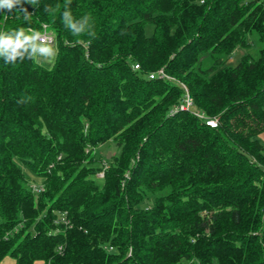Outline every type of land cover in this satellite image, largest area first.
Here are the masks:
<instances>
[{
  "label": "trees",
  "instance_id": "trees-1",
  "mask_svg": "<svg viewBox=\"0 0 264 264\" xmlns=\"http://www.w3.org/2000/svg\"><path fill=\"white\" fill-rule=\"evenodd\" d=\"M43 23L49 67L28 31ZM251 33L258 56L227 64ZM25 37L14 56L3 43ZM160 67L174 79L149 77ZM186 90L216 125L170 113ZM263 131L264 0H14L0 8V260L264 264Z\"/></svg>",
  "mask_w": 264,
  "mask_h": 264
},
{
  "label": "rangeland",
  "instance_id": "rangeland-1",
  "mask_svg": "<svg viewBox=\"0 0 264 264\" xmlns=\"http://www.w3.org/2000/svg\"><path fill=\"white\" fill-rule=\"evenodd\" d=\"M49 30H51L49 28ZM144 30L146 34H150L152 31V25L147 23L144 25ZM29 31V36H32V31L30 30V28H28ZM32 38V37H31ZM34 43L37 46L36 52H35V58L36 60L41 63L42 65L49 67L55 57L56 54V45L54 42L51 43H38L34 40ZM263 45V42H261L258 39V36L256 33H251L248 35V44L245 46H237L233 52L232 55L230 57H227L226 59V63L230 64V65H234L235 63H237L241 56L243 54H249L251 55L253 58H256L259 54V49L260 47ZM42 48H47L48 51L47 52H42L41 49ZM204 67V64L203 66ZM260 138V137H259ZM261 139V138H260ZM98 149L100 150L99 152L101 154H104V152H108V151H116V148L114 146V143L112 141H107L104 144L100 145L98 147ZM22 166V170L24 172V174L26 175V177H29V180H32V183H38L40 182V177H36L32 171H30L27 167H25L24 165Z\"/></svg>",
  "mask_w": 264,
  "mask_h": 264
},
{
  "label": "built area",
  "instance_id": "built-area-1",
  "mask_svg": "<svg viewBox=\"0 0 264 264\" xmlns=\"http://www.w3.org/2000/svg\"><path fill=\"white\" fill-rule=\"evenodd\" d=\"M30 30L32 31V36H31L32 39L38 43H51L54 40V34L51 30H49L46 23L42 24L41 29L35 30V29L30 28ZM134 67H138V64H134ZM148 75L151 78L157 77V78H165V79H174V77L167 74L162 67L156 69L155 71L149 72ZM181 85L185 88L183 84ZM191 105H192V99L186 90L183 101L173 106L170 113H174L178 110H189L197 117L204 119V122L206 124L210 126L216 125L217 120L215 117H207L202 111L192 109ZM98 174L101 175L102 172ZM31 187L34 191H40L43 189V185L41 183H31ZM56 221H61V222H64L65 224H68V220L64 214H62L59 220H56ZM109 248H111V246H109Z\"/></svg>",
  "mask_w": 264,
  "mask_h": 264
},
{
  "label": "clouds",
  "instance_id": "clouds-1",
  "mask_svg": "<svg viewBox=\"0 0 264 264\" xmlns=\"http://www.w3.org/2000/svg\"><path fill=\"white\" fill-rule=\"evenodd\" d=\"M13 3H14V0H0V8L7 7L8 9H11L13 6ZM73 28H75V32L73 34H80V33L84 32L83 27L76 28V26L73 25ZM28 39H29L28 37H25L24 40H20V39H17L16 41L7 40V41H4L3 43L7 48L11 49V53L14 56V55L18 54L17 49L23 47ZM41 51L47 52L48 49L42 48Z\"/></svg>",
  "mask_w": 264,
  "mask_h": 264
},
{
  "label": "crops",
  "instance_id": "crops-1",
  "mask_svg": "<svg viewBox=\"0 0 264 264\" xmlns=\"http://www.w3.org/2000/svg\"><path fill=\"white\" fill-rule=\"evenodd\" d=\"M261 140L264 142V131L261 132L258 135ZM0 264H15V260L13 257L9 256V255H5L1 260H0ZM34 264H45L43 261H35Z\"/></svg>",
  "mask_w": 264,
  "mask_h": 264
},
{
  "label": "water",
  "instance_id": "water-1",
  "mask_svg": "<svg viewBox=\"0 0 264 264\" xmlns=\"http://www.w3.org/2000/svg\"><path fill=\"white\" fill-rule=\"evenodd\" d=\"M110 155H111V151H108L107 154H106V156L109 158Z\"/></svg>",
  "mask_w": 264,
  "mask_h": 264
}]
</instances>
